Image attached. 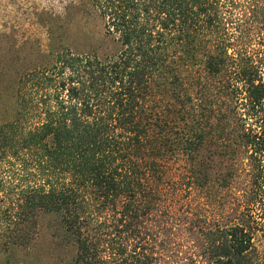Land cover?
<instances>
[{"label": "trees", "instance_id": "trees-1", "mask_svg": "<svg viewBox=\"0 0 264 264\" xmlns=\"http://www.w3.org/2000/svg\"><path fill=\"white\" fill-rule=\"evenodd\" d=\"M88 3L115 50L24 75L0 126V251L52 216L75 264H260L264 0Z\"/></svg>", "mask_w": 264, "mask_h": 264}, {"label": "rangeland", "instance_id": "rangeland-1", "mask_svg": "<svg viewBox=\"0 0 264 264\" xmlns=\"http://www.w3.org/2000/svg\"><path fill=\"white\" fill-rule=\"evenodd\" d=\"M66 50L101 56L115 50L88 0H0V126L14 119L21 78L52 67ZM235 164L238 191L250 184V176L243 157ZM56 230L52 216H45L33 243L0 251V264H75L73 242ZM256 244L264 264V237Z\"/></svg>", "mask_w": 264, "mask_h": 264}]
</instances>
